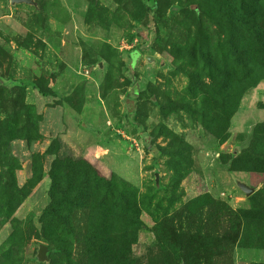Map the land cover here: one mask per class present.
<instances>
[{
	"label": "rangeland",
	"instance_id": "obj_1",
	"mask_svg": "<svg viewBox=\"0 0 264 264\" xmlns=\"http://www.w3.org/2000/svg\"><path fill=\"white\" fill-rule=\"evenodd\" d=\"M0 264H264V0H0Z\"/></svg>",
	"mask_w": 264,
	"mask_h": 264
},
{
	"label": "water",
	"instance_id": "obj_2",
	"mask_svg": "<svg viewBox=\"0 0 264 264\" xmlns=\"http://www.w3.org/2000/svg\"><path fill=\"white\" fill-rule=\"evenodd\" d=\"M11 3H20V2H24V3H30L31 0H10ZM237 186L245 193V194H249L252 189L250 187H248L246 184L242 183V182H237ZM45 251H46V247L44 245H39L38 249H37V253H36V258L38 260H44L45 259Z\"/></svg>",
	"mask_w": 264,
	"mask_h": 264
},
{
	"label": "trees",
	"instance_id": "obj_3",
	"mask_svg": "<svg viewBox=\"0 0 264 264\" xmlns=\"http://www.w3.org/2000/svg\"><path fill=\"white\" fill-rule=\"evenodd\" d=\"M145 148H147L146 142H145Z\"/></svg>",
	"mask_w": 264,
	"mask_h": 264
}]
</instances>
